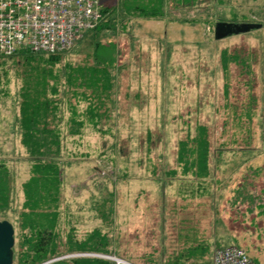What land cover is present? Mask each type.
Wrapping results in <instances>:
<instances>
[{
	"label": "rangeland",
	"instance_id": "1",
	"mask_svg": "<svg viewBox=\"0 0 264 264\" xmlns=\"http://www.w3.org/2000/svg\"><path fill=\"white\" fill-rule=\"evenodd\" d=\"M100 1L110 9V27L85 36L87 31L44 78L58 87L50 96L58 101L63 137L56 230L65 250L42 264H72V257H80L75 253L88 248L69 247L91 244L96 232L108 251L137 264H172L193 228L217 240L203 249L208 251L199 264H210L214 251L229 244L243 246L264 264V0L171 4L163 19L122 10V0ZM217 21L262 22L263 27L216 39ZM99 42H114L118 51L109 112L95 122L90 100L73 96L67 74L92 60ZM225 49L246 59V65L233 59L224 70L220 53ZM34 79L39 81L38 71L21 57L0 60V163L11 186L0 219L15 227L13 264H20L22 236L29 232L21 227V212L32 163L20 119L21 93ZM73 116L84 122L78 134ZM199 124L209 128L212 177L221 187L216 199L187 195L190 173L185 175L179 162L180 142L191 141ZM179 262L195 264L186 258Z\"/></svg>",
	"mask_w": 264,
	"mask_h": 264
},
{
	"label": "trees",
	"instance_id": "2",
	"mask_svg": "<svg viewBox=\"0 0 264 264\" xmlns=\"http://www.w3.org/2000/svg\"><path fill=\"white\" fill-rule=\"evenodd\" d=\"M199 1L200 0H122L121 9L133 10L138 16L145 19H163L166 17L167 13H169L171 4V6H175L176 8L193 7L198 4ZM100 6L102 19L99 24L88 31L85 36L88 33H100L102 30L110 27V9L103 5L101 1ZM259 29H254L252 31ZM117 51L118 49L114 42L96 43L93 52L90 54V58L92 59L90 61H92V63L87 61V64L84 63L76 67L72 66L70 72L67 74V83L72 88L71 92L73 96H82L90 100L89 114L95 122L102 120L107 115L106 113L109 112L107 102L111 99L115 86L111 67L116 64ZM63 53L64 52L47 54L43 52H33L28 48H22L12 56L0 57V60L21 57L25 66L30 67L33 72L38 71L40 75L39 81L34 79V83L25 84L21 93L20 125L23 130L22 144L27 149L28 160L32 165L31 176L23 183L25 200L23 202V211L21 212V227L24 230L29 229V232H26L22 236L23 240L21 242L19 258L20 264H42L65 250L64 245H62L61 235L56 230L59 217L58 202L60 186L63 181V137L58 131L57 124L58 101L50 96L51 94H56L58 87L50 85L47 79L48 77L46 81H44L46 76H51L49 68L59 61L60 55ZM220 54L224 70L228 69L233 59L246 65V59H243L239 54L230 55L227 49L221 51ZM44 56L48 57L45 58ZM80 89H82V91H79ZM88 90L90 91L89 94L87 93ZM74 114H76L75 110ZM72 122L74 126H76L73 130L75 132L73 133H80L81 128L84 126V122L82 120H76L74 116ZM208 137V126L199 124L197 126V134L191 141L186 140L180 142L179 162H181L180 165L183 166V173L185 175L190 173L188 179H186L187 182L191 184V188L188 189L187 195L193 198L212 196V194H214L212 197L216 199L217 193L221 190V187L219 189L216 186L218 185V181L215 182L212 177L214 166L209 161L211 149ZM7 170L6 165L0 163V212L9 205L10 200L11 186ZM170 173L176 174V170ZM211 185L212 187L215 185L213 190L215 193H212ZM243 198V202H245L249 197L245 195ZM252 199L253 198L250 197L251 201ZM238 200L239 198L236 202H238ZM217 227L218 226L214 228L216 229V233L219 228ZM204 234L200 235L198 229L193 228L192 232L188 234L185 244H183L182 256L178 254L175 258L179 260L182 258H186V260H195V264L202 262V252L206 253L208 251L203 249L210 248L212 243L217 241L216 239L212 240L213 236H205ZM99 235V232H96L92 236L91 244L84 243L74 248L70 246L69 249L88 248V250L81 252L113 253L125 257L119 253L108 251L104 238H101ZM69 241L70 240H68V242ZM72 258V264H114L112 261L100 257L80 256ZM254 259L258 260L257 258ZM179 260L172 264H181ZM47 264L70 263L58 260Z\"/></svg>",
	"mask_w": 264,
	"mask_h": 264
},
{
	"label": "built area",
	"instance_id": "3",
	"mask_svg": "<svg viewBox=\"0 0 264 264\" xmlns=\"http://www.w3.org/2000/svg\"><path fill=\"white\" fill-rule=\"evenodd\" d=\"M102 19L98 0H0V57L22 48L47 54L61 53L95 28ZM264 146V109L262 112ZM77 256L108 259L114 264H136L113 253L81 252ZM211 264H261L237 244L220 246Z\"/></svg>",
	"mask_w": 264,
	"mask_h": 264
},
{
	"label": "water",
	"instance_id": "4",
	"mask_svg": "<svg viewBox=\"0 0 264 264\" xmlns=\"http://www.w3.org/2000/svg\"><path fill=\"white\" fill-rule=\"evenodd\" d=\"M258 22L217 21L215 38L223 39L233 34L247 33L262 27ZM15 245V227L7 219H0V264H13Z\"/></svg>",
	"mask_w": 264,
	"mask_h": 264
},
{
	"label": "crops",
	"instance_id": "5",
	"mask_svg": "<svg viewBox=\"0 0 264 264\" xmlns=\"http://www.w3.org/2000/svg\"><path fill=\"white\" fill-rule=\"evenodd\" d=\"M212 263V259H211V261H210V264Z\"/></svg>",
	"mask_w": 264,
	"mask_h": 264
}]
</instances>
